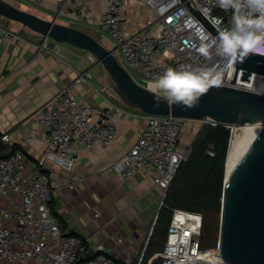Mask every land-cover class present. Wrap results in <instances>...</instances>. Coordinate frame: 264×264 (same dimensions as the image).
Wrapping results in <instances>:
<instances>
[{
  "label": "built area",
  "instance_id": "1",
  "mask_svg": "<svg viewBox=\"0 0 264 264\" xmlns=\"http://www.w3.org/2000/svg\"><path fill=\"white\" fill-rule=\"evenodd\" d=\"M17 1L34 8L42 5V0ZM134 1L152 12L157 34L148 30L126 31L124 0H107V10L96 29L113 41L111 52L131 76L135 73L146 80L143 85L149 87L171 68L180 72L204 71L209 79L217 81L212 85L264 93L258 84V79L264 77L253 75L249 81H243L239 79L240 71L237 81L230 82L235 59L220 54L219 42L183 0ZM189 1L219 33L235 27L236 15L251 20L264 15L248 0H236L239 7L227 8L221 6L220 0ZM13 38L9 31L0 28V45ZM250 52L264 55V45ZM89 57L97 61L90 53ZM76 81L90 82L91 75H80ZM155 92L164 94L162 89ZM36 118L45 129L44 148L37 162L29 161L22 151L0 158V264H121L104 244L94 245L89 238L68 233L56 220L46 172L49 163L68 170L74 168L81 148L110 147L117 135L116 112L90 106L70 90H63L37 110ZM185 121L172 115H148L138 139L108 170L121 179L140 171L154 176L164 201L177 169L192 150L191 144L181 145ZM1 141H10L9 135L3 134ZM208 153L215 154L211 150ZM202 226L200 213L173 210L163 250L147 264L155 259H160L161 264H221V257L214 255L220 254L218 243L201 246ZM90 249L97 255L85 259ZM145 251L136 264H143Z\"/></svg>",
  "mask_w": 264,
  "mask_h": 264
},
{
  "label": "crops",
  "instance_id": "2",
  "mask_svg": "<svg viewBox=\"0 0 264 264\" xmlns=\"http://www.w3.org/2000/svg\"><path fill=\"white\" fill-rule=\"evenodd\" d=\"M7 1L24 9L32 8V13L48 20L86 27L99 33L100 42L108 49L114 45L96 29L107 10V0H42L38 8L17 0ZM122 7L128 33L148 30L157 34L152 25L153 14L147 7L134 0H124ZM142 10L147 14L140 19L137 15ZM0 28L14 37L0 45V143L5 147L0 157L22 151L29 161L37 162L44 148L45 129L36 112L63 90H70L90 106L113 109L117 135L110 147L81 148L79 162L70 170L53 163L47 165L50 206L53 205L56 220L68 233L89 238L94 245L104 244L121 264H136L147 249L149 228L160 213L163 194L152 175L140 171L121 179L108 168L138 139L148 115L119 98L103 66L93 62L88 52L45 39L1 15ZM87 73L91 75L90 82L76 81ZM203 125V121L186 120L183 132L186 127L195 137ZM3 134H8L10 141L2 142ZM181 145L185 146L182 140Z\"/></svg>",
  "mask_w": 264,
  "mask_h": 264
},
{
  "label": "water",
  "instance_id": "3",
  "mask_svg": "<svg viewBox=\"0 0 264 264\" xmlns=\"http://www.w3.org/2000/svg\"><path fill=\"white\" fill-rule=\"evenodd\" d=\"M183 1L219 42L220 33L191 6L189 0ZM0 15L20 23L45 39L65 43L92 54L109 75L119 98L129 107L149 116L172 115L232 128L263 124L252 127L229 176H226L225 165L218 242L220 254L214 255L221 257V264H264V93L211 85L199 96L193 107L170 105L164 99V94L137 82L111 50L89 33L61 24L56 19L42 18L7 0H0ZM240 71L239 79L243 81H249L253 75L264 77V55L249 52L246 56H240L237 53L234 73L230 79L232 84L237 81ZM96 255L90 249L85 259Z\"/></svg>",
  "mask_w": 264,
  "mask_h": 264
},
{
  "label": "trees",
  "instance_id": "4",
  "mask_svg": "<svg viewBox=\"0 0 264 264\" xmlns=\"http://www.w3.org/2000/svg\"><path fill=\"white\" fill-rule=\"evenodd\" d=\"M228 16V15H226ZM231 140V127L205 123L191 142V153L181 163L170 182L163 206L144 254L143 264L163 250L173 210L200 213L203 217L201 246L211 247L212 229L220 219L225 181V165ZM5 147L0 143V151ZM213 151L214 156L209 155ZM13 152L2 157L11 155ZM0 157V158H2ZM56 216V211L51 206ZM74 235V234H73ZM155 259L152 264H161Z\"/></svg>",
  "mask_w": 264,
  "mask_h": 264
},
{
  "label": "clouds",
  "instance_id": "5",
  "mask_svg": "<svg viewBox=\"0 0 264 264\" xmlns=\"http://www.w3.org/2000/svg\"><path fill=\"white\" fill-rule=\"evenodd\" d=\"M221 6L239 7L236 0H220ZM256 9L264 12V0H248ZM235 27L230 31H223L219 35L218 50L220 54L235 59L237 53L246 56L250 51H255L264 45V15L259 20H251L239 15L233 17ZM255 28L253 31L251 29ZM259 32L260 34H257ZM215 43V41H213ZM201 51L206 52L205 48ZM217 83L209 79L204 71H176L169 68L157 81L149 84L153 91L162 89L164 99L171 104H182L193 107L199 96L207 91L208 87Z\"/></svg>",
  "mask_w": 264,
  "mask_h": 264
},
{
  "label": "rangeland",
  "instance_id": "6",
  "mask_svg": "<svg viewBox=\"0 0 264 264\" xmlns=\"http://www.w3.org/2000/svg\"><path fill=\"white\" fill-rule=\"evenodd\" d=\"M12 2L14 3V5H17V7L19 6V7H22V8H23V6H20V5L17 4L16 2H14V1H12ZM23 9H24V8H23ZM24 10L32 12L34 9H32V8H26V7H25ZM146 14H147L146 11H145V10H142V11L139 12V14H138L137 16L141 19V18H144V17L146 16ZM78 29L83 30V31L89 33L91 36H93V37H94L95 39H97L98 41L102 40V36H101L99 33L95 32V31H93V30H90V29H88V28H86V27H81V28H78ZM109 49H110V48H109ZM132 75H133V78H134L137 82H139L140 84H145V85H146V80H145V79H143L142 77L138 76V75L135 74V73H133ZM258 84H259V88H260L261 90L264 91V80H262V79H258ZM205 123H206V122H204V124H205ZM185 126H186V125H185ZM193 137H194V134H193L192 132H190L189 130H186V127H185L184 132H183V135H182V143H183L184 145H185V144H188V143H191ZM151 228H152V227H151ZM151 228H149L148 235H149V233H150V231H151ZM148 235H147V236H148ZM211 237H212V243H211V245H217V243L219 242V237H220V219H218V220L215 222V224L213 225L212 236H211ZM106 248L109 249L107 246H106ZM137 261H138V260H137ZM137 261H136V262H137Z\"/></svg>",
  "mask_w": 264,
  "mask_h": 264
},
{
  "label": "bare ground",
  "instance_id": "7",
  "mask_svg": "<svg viewBox=\"0 0 264 264\" xmlns=\"http://www.w3.org/2000/svg\"><path fill=\"white\" fill-rule=\"evenodd\" d=\"M253 126H263V124L258 123L254 125L233 127V136L230 140L228 156L226 160V176H229L234 170L235 158Z\"/></svg>",
  "mask_w": 264,
  "mask_h": 264
}]
</instances>
